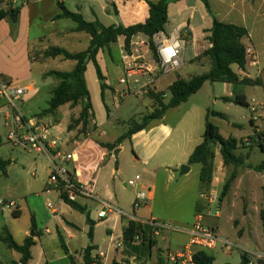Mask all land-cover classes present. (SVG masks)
<instances>
[{"label": "crops", "instance_id": "obj_1", "mask_svg": "<svg viewBox=\"0 0 264 264\" xmlns=\"http://www.w3.org/2000/svg\"><path fill=\"white\" fill-rule=\"evenodd\" d=\"M157 1L158 0H10L8 3L6 0H0V81L11 82L17 85L18 83H23L25 85L22 87L27 88V92H32L34 90V83H32L34 72H36L35 74L40 78L44 73L46 74L47 71L69 72L73 69L75 65L74 61L56 57L45 58L46 60L39 62L35 61L32 56L42 51L41 55L43 57V53L50 47L62 48L68 53H79L87 49L90 36L83 32H73L72 30L76 25L70 19L56 18V16L61 13L58 7L59 3L68 11L80 14L86 22L97 21L104 27L112 25L129 27L145 23L149 16L148 3H156ZM206 2L208 3V10L200 0H180L175 3H170L167 6V23L164 26V32L159 34L169 38L176 31H179L185 44H188V47L192 50V56L188 57L187 60L190 63L193 62L198 65L194 61L202 56V53L209 48L210 45L206 40L208 36L207 31L211 28L213 19H216L219 22L236 25L246 30L247 36L243 38L241 42L244 47L251 46L253 48L256 53V65L260 64L259 59L261 55H264V0H206ZM17 8L18 13L14 14L16 15V22L13 24L10 22L12 14L9 15L8 11L9 9L14 10ZM44 9L49 10L47 19H45L43 14ZM187 12H189V15L186 18L183 14ZM198 13L201 14L200 19L204 23L200 39L195 36V29L192 23V20ZM69 21L72 24H69ZM47 25H49V27H47ZM112 46L116 47L117 52V59L114 66V69L117 70L116 73L120 72L126 77V72H134V75L130 76V79L133 78L132 81L128 82V80L124 79L125 82L121 83L120 81L123 79L122 76H107L110 73L113 74L114 71L112 68L108 71V67L103 68L101 66L100 57L105 58V55H107L110 60L113 61V57L110 54ZM75 48H81V51H75ZM48 62L56 63V70H48L45 68L44 66ZM96 62L103 78L102 81L97 79L96 73L95 76L93 75V69L95 71V68L92 63L86 65L84 73L85 85L89 93V102L93 112V117L84 133L81 131V125H76L71 129L69 128L72 120L79 117L82 104H78L74 107L65 104L57 108L54 113H38L34 114L32 117L38 120L37 123L39 127L47 129L45 134L48 139L58 141L60 145L59 150L62 153L74 154V161L67 164V169L73 178L79 182H92L90 191L93 195L96 196L98 200L112 205L114 204L112 201L115 197L107 187L103 189L100 182L105 178L107 168L110 169L111 173L114 172L115 175L121 173L119 157L124 151V145L127 143L128 151H130L132 155V166L135 169L141 168L143 174V177L138 174L135 175L133 179H129L126 184L122 185L124 188L130 187L134 193L131 211L130 213H126L114 204V208L119 210L120 213L113 211L112 213H108L106 218L98 219L97 213L100 210V203L94 199L79 198L76 203L85 208L86 213L84 215H88L90 225L92 226V238H88L89 244L83 247L78 254L76 253L77 251L74 252V254H76L75 257L71 255L72 252L69 249V242L77 239L79 235L82 236L86 234L88 237L90 226L86 220L83 226H77L62 217L54 221L53 229L45 228V234L48 235V237H45L41 231L36 229L35 218L32 216L34 219V232L36 233V236L32 237L31 219L29 225L27 224L25 227L19 229L16 224L23 215V211L19 204L10 200L15 203L14 210H7L10 216H6L4 211H0V264H20L21 259L19 253L8 249L1 241L5 236V230L18 245H22L27 237L33 238L35 245L30 248V260L27 264H32L34 262L33 251L36 248L39 249L37 251V258L42 264H51L54 259H67L71 264L70 257L74 264H84L83 254L88 246H92V251L90 253L91 264H112V262L118 264H157L159 257L164 260L163 257L167 252L180 249L187 241L185 234L179 233L174 229L169 230L176 232V235L170 236L169 238H166V234L163 233L164 231L155 234L151 229L146 233L145 239L135 237L130 244H125L123 241V231L129 221H135L144 225L145 222L152 219L161 223L158 217L153 213L152 204L150 203L155 199L156 182L161 170L164 169L167 181L172 180L174 177L173 173L170 172L171 164L168 163V160H179V164H184L189 167V171L191 170L192 165L187 164L188 159L193 150L202 143L203 135L197 141L194 139V143L190 147V141L192 139L191 134L188 130L185 131L183 127H180L181 121L176 123L166 121L167 114L173 109H180L182 105L187 103L190 97L177 107L168 109L163 115H160L161 118L157 116L149 119L143 130L132 134L118 144L112 151H108L101 147L100 143L115 145L117 139L127 132L121 134L118 132L117 127L126 124L129 125L127 122L133 121L131 120L132 118L128 119V121L121 119L124 112L122 106L129 100L128 98L134 97L135 101L138 102L141 95L146 97L148 99L149 110H151L155 104L148 96V92H153L154 94L164 92L167 96L169 86L176 79L167 82L165 80L167 76L160 74L158 71H152L155 67L159 69V66L157 63H154L152 54L148 48V37L143 34H137L132 37L128 49L125 48L124 38H118L114 44L110 45L109 50H103L97 53ZM251 67L253 66H250V68ZM134 68H136V70ZM248 68L249 66H247L245 71H241L236 65L231 66L232 71L240 78L260 81L259 85L246 86L242 89L248 104V106L244 108L248 109L250 112L248 121L251 132H249L246 137H254L259 133L264 134V76H251ZM257 72L256 70L254 74H257ZM43 81L44 83L42 84H44L49 91L57 84L56 81L47 76ZM122 84L125 86L122 87ZM222 84H224V93L218 101L227 106H235V104L231 102L224 101L225 98H233L232 86L227 83ZM101 86H104L102 90ZM92 91L95 94L94 100L96 101L97 96L99 98L97 108L94 106V100H92L91 97ZM250 91H257V96H251ZM120 97L122 100H119ZM5 109V103L0 100V111ZM60 109H64V114L68 118L65 128L60 132L64 133L65 131L63 139L56 133L57 126L60 124L58 116ZM219 114H222L225 118H218L227 119L226 114ZM49 116H52L51 120H48ZM0 120L1 126L6 128L8 132L9 128L6 126L2 116H0ZM232 127L239 130L241 126L232 123ZM111 131L114 132L113 137L109 140L105 139L107 132ZM235 140L238 143L236 155H241L240 153H246L247 151L251 152L245 155L248 156L245 161L246 167H239L236 169V178L232 182L226 196L220 199L223 185L226 182L227 166L223 165L219 147L215 146L214 155L216 171H213V174L216 175L217 173L218 177L214 176L211 187H213L215 181L221 187L218 191L212 190L211 188L210 193L212 194L213 192V194L219 197L217 205L220 210L225 209V207L230 208L231 204L228 199L229 197H233V199L238 201L240 207L238 215H233L231 220L237 229V241L241 245V251L249 256L250 264H252L253 259L248 249V239L250 237L251 206L254 203L252 201L253 191L251 187H249V181L251 179L259 180V187L262 193H264V170L256 172L252 169V167L264 161V152H262L256 144L253 145L254 148H250L251 144H245L243 149H240V139ZM254 141L257 142L256 139ZM260 141L264 142V136H262ZM8 142L13 147H17L10 141ZM183 148H188V150L183 153ZM116 149L119 151L117 156H114L113 152ZM28 152L35 153L33 151ZM35 155L42 156L47 161V172L49 175L50 160L44 155L37 153H35ZM255 157H261L258 159V164L248 163L250 158L253 159ZM116 158L117 160H115ZM3 161H7L8 164L5 168V173L0 171L2 175L7 177V167L10 165L11 161ZM54 161L56 163L59 162L57 157L54 158ZM248 166H251V168ZM115 167L117 169L113 171ZM199 169L200 167L198 168V174ZM144 174L146 175L144 176ZM139 192H143L146 199L135 209L133 208V202L136 194ZM45 193L50 192L46 191ZM199 203L202 206L205 205L203 200H200ZM64 205L67 209L66 211L70 212V210H73L65 203ZM262 206L258 209L259 216L261 213H264V207ZM90 207L94 209L93 212L88 210ZM53 209L49 210L51 214L56 215L59 210L55 207H53ZM13 212H19V216L14 217L12 215ZM220 214L217 212V217ZM101 226L104 227L105 236L98 239L97 230ZM60 239L67 253L61 249ZM165 240L168 241L167 245L162 247L161 241L163 242ZM48 241L53 242L56 248L57 245L59 246V254L51 251L50 245L48 246ZM150 242L152 245H150ZM11 251H13V254H11ZM8 255L10 256L9 260H7ZM260 257L264 256L259 254L255 256L256 259ZM256 263L261 264L258 261H256Z\"/></svg>", "mask_w": 264, "mask_h": 264}, {"label": "rangeland", "instance_id": "obj_2", "mask_svg": "<svg viewBox=\"0 0 264 264\" xmlns=\"http://www.w3.org/2000/svg\"><path fill=\"white\" fill-rule=\"evenodd\" d=\"M43 14L45 19H47L49 10L44 9ZM188 15L189 12L183 14L186 18ZM200 15L201 14L198 13L192 20L195 29V36L198 39H200L202 28L204 27V23L201 21ZM69 24L72 23L70 22ZM47 27H49V25H47ZM188 46V44H184L183 66L174 72L166 74L165 76L167 77L165 80L167 82L177 79V77H182L183 79L188 80L193 76H199L209 71L210 61L207 57L200 56L194 61L199 66L193 62L190 63L187 60L188 57L192 56V50ZM74 50L81 51V48H75ZM41 54L42 51H39V53H35L32 56L35 61L43 62L46 59L42 57ZM110 54L113 57V61L110 60L107 55H105V58L100 57L101 66L103 68L108 67V71L112 68L115 72H113V74L110 73L107 76H122L123 79L128 80V82L132 81L133 78L130 79V77H125V75L120 72L116 73L117 70L114 69L117 59L115 46H112ZM259 63L260 64L256 66L248 68L251 76H264V55H261ZM44 67L48 70H56V63L48 62ZM134 69L136 70V68ZM256 70L258 72L257 74H254ZM35 73L36 72H34L33 76L34 82L32 81V83H34V90L32 92H25L21 96L20 100V110L27 118L45 110L50 97L49 89L42 84L44 83L43 80L46 79V74L44 73L43 76L39 78V76ZM93 75L95 76L94 69ZM18 85L22 87L25 84L18 83ZM121 86L123 87L125 85L122 84ZM223 93L224 84H211L207 82L197 93L190 96L187 103L182 105L180 109L171 110L166 116V121L170 123L181 121L180 127H183L185 131L188 130L191 134V147L194 143V139L197 141L203 135L206 113L208 111L224 113L226 114L227 119H220L212 115L208 118L209 121L218 128L219 134L223 138L232 136L237 140L240 139V149H243L245 144H251L250 148H254L253 145L256 144L252 139L254 137H246L248 133L251 132L248 121L250 115L249 110L236 105L227 106L218 101V99L223 96ZM257 94V91H250L251 96L255 97ZM94 96L95 94L92 91V100H94ZM169 98L170 95L167 94L163 102L167 103ZM128 99L129 100H127L122 106L124 112L121 119L124 121H128V119L132 118L131 120H133L136 124H141L143 123L144 118L152 117L157 109V105L154 103L155 106L153 109L149 110L148 99L142 95L140 96V100L138 102L135 101L134 97H129ZM119 100H122V98L120 97ZM98 102L99 98L97 96L96 101H93L96 108ZM58 116L60 124L57 126L56 133L63 139L65 131L64 133L60 132H62L65 128L68 118L64 114V109L59 110ZM51 118L52 116H49L48 120H51ZM127 123L130 122L128 121ZM232 123L239 124L241 126L240 129L237 130L235 127H232ZM128 128L129 125L127 124L117 127L118 132L121 134L125 133ZM113 133V131L107 132L105 139H111L113 137ZM6 135L7 129L1 126L0 120V159L11 161L10 165L7 167V177L2 175V172L0 171V200L5 202L12 200L20 205L23 215L19 221H17V227L21 229L27 224L29 225L32 216L35 218L36 229L41 231L45 237H48V235L45 234V228L53 229L54 221L59 220L62 217L77 226H83L85 224L86 216L74 210H70V212L66 211L67 209L60 199L58 192L52 188L48 190L46 187V179L48 175L47 161L42 156H37L35 153L28 152V150H24L21 147H13L6 140ZM187 150L188 148H183L182 151L185 153ZM213 152L215 153V148L213 149ZM248 153L250 154L251 152L247 151L246 153L243 152L240 154L245 156ZM131 157L132 155L130 151H128V145L126 143L124 145V151L119 157L121 173L119 175H115L114 172L111 173L110 169L107 168L106 176L100 182L102 188L104 189L107 187V189L115 197L112 203L126 213H130L131 211L134 193L130 187L124 188L122 185L126 184L129 179H133L137 174L143 177L141 168L135 169L132 166ZM259 158L261 157H255L253 159L250 158L248 163L250 162L251 164L256 165L259 163ZM115 160H117V158ZM178 161L168 160V163L171 164L170 172H172L174 176L172 180H166V173H164V169H162L161 173L158 175L155 199L150 203L152 204L153 213L156 217H158L162 225L168 228L189 227L193 223L195 216L201 215L204 226L212 227L215 229V232L218 234L220 239L231 244L229 251H226L220 243L216 245L215 249L210 251V254L214 257L213 264H239L240 254L242 253L241 245L237 241V229L231 220L233 215H238L240 209L238 201L233 199V197H229L228 199L231 204L230 208L225 207V209H222L223 211L220 210L217 205L219 197L213 194V192L211 194L210 190L212 188V190L218 191L221 186L216 183V181L213 187L210 186L206 188V186L201 185L198 180L199 167L197 165H192L191 170L187 174L180 175V167L184 164H179ZM213 167L214 171H216L215 155L213 159ZM116 169L117 168L115 167L113 171ZM233 170L234 167L232 165L226 167V180L229 178ZM145 175L146 174H144V176ZM214 176L218 177V174L216 173V175H212V181ZM259 185V180L251 179L249 181V187H251V190L253 191L252 201L254 203L251 206L250 237L248 239V249L251 253V258L253 259L252 264H257L256 261L264 264V257H260L259 259L255 258L258 254L264 256V232H262L258 212V209L264 205V193H262ZM46 191L50 193H45ZM200 200L205 202L204 206L200 205ZM48 202L59 210L56 215L51 214L50 210L46 207ZM88 210L93 212L94 209L90 207ZM7 212V210H4L6 216H10ZM217 212L219 214L221 212L218 217ZM163 231L162 232L166 234V238L176 235V232L169 229H164ZM103 236H105V232L104 227L101 226L97 230V238L100 239ZM167 242V240L163 242L161 241V246L165 247ZM88 244L89 240L87 235H79L77 239L69 242V249L72 252L71 255L76 257L74 252L77 251L76 253L78 254L81 249L86 247ZM49 245L52 252L59 254L60 248L58 245L56 248V245H54L53 242L48 241V246ZM38 250L39 249L36 248L33 251L34 262L32 264H42V262L37 258ZM11 254H13V251H11ZM7 257V260H9L10 256L8 255ZM51 264L70 263L67 259H54Z\"/></svg>", "mask_w": 264, "mask_h": 264}, {"label": "trees", "instance_id": "obj_3", "mask_svg": "<svg viewBox=\"0 0 264 264\" xmlns=\"http://www.w3.org/2000/svg\"><path fill=\"white\" fill-rule=\"evenodd\" d=\"M8 3L10 0H6ZM180 0H158L156 3L149 2V16L145 23L136 24L129 27L122 26H108L104 27L99 22H86L82 16L78 13L68 11L61 3L58 7L61 13L56 18H67L75 23L76 27L73 32H83L90 36V41L87 49L79 53H68L66 50L58 47H50L44 53V58H56L61 57L64 60L74 61L75 65L69 72L49 71L46 73L47 77L53 78L57 84L49 91V100L47 107L43 110L42 114H51L56 111L62 105L69 104L74 107L78 104H82V110L79 117L72 120L69 128L76 125H81V131L84 133L89 125L91 118L93 117L92 107L89 102V93L87 91L84 73L86 65L92 63L95 68L97 79L102 81V75L99 66L96 62V55L99 51L109 50L110 45L114 44L118 38H124L125 48L128 49L132 37L137 34H143L148 37V48L152 54V58L155 63H159L158 56L156 54V48L153 43V36L157 33L164 32V26L167 23V6L170 3H175ZM205 8L208 10V3L206 0H200ZM9 15L18 13V8L8 11ZM208 36L206 40L210 45L203 53V57H207L210 61V70L202 75L192 77L189 80H184L181 77L177 79L169 86L168 94L170 98L167 103L163 100L166 93L148 92V96L157 105V109L152 117L144 118L143 123L136 124L134 121L129 123V128L125 134L117 139L115 145L101 144L100 146L112 151L118 144L124 139L130 137L132 134L143 130L149 119L163 115L168 109L177 107L179 104L187 101V99L195 94L205 82L210 83H227L232 86L233 98H225L224 101L231 102L241 107H247L246 98L242 92V89L246 86H256L260 84L259 80H250L248 78H240L231 69L232 65H236L241 71L246 69L245 60V47L242 44V39L247 36V32L244 28L222 23L213 19L211 28L207 31ZM104 86H101V90ZM217 116L225 118L222 114L207 112L205 119V129L203 134V141L198 145L190 155L187 164L198 165L200 167L198 179L201 185L206 188L211 186L212 175L214 171L213 159L215 146L219 147V153L222 158L224 166L232 165L234 167L233 172L223 185L220 199L226 196L230 186L237 175V168L246 167L245 161L248 156L236 155L238 143L233 138H223L218 131V128L209 121V116ZM264 134H256L253 140L256 139V145L264 152V142L260 141ZM8 162L0 160V170L5 173V168ZM251 168V166H248ZM256 172L264 170V161L259 165L252 167ZM63 203L68 205L73 210L85 214V208L80 206L76 202L67 200L61 196ZM19 212H13L14 217H18ZM261 227L264 232V213H261ZM86 221L89 224L88 238H92V226L90 225L88 215H86ZM34 219L31 217V233L32 237L36 236L34 232ZM151 230L149 226L142 225L135 221H129L126 228L123 231V241L125 244H130L135 237H141L145 239L146 233ZM32 237H27L22 245H18L12 237L6 232L1 241L7 246L8 249L13 250L21 255L20 264H27L30 260V248L35 245ZM150 245L152 243L150 242ZM61 249L67 253V250L60 239ZM92 246H88L84 250L83 260L84 264H91L90 253ZM71 264L73 263L70 257ZM194 264H213L214 257L209 251H200L194 255ZM112 264H118L112 262ZM157 264H163V260L159 257ZM239 264H250L249 256L243 252L240 254Z\"/></svg>", "mask_w": 264, "mask_h": 264}, {"label": "built area", "instance_id": "obj_4", "mask_svg": "<svg viewBox=\"0 0 264 264\" xmlns=\"http://www.w3.org/2000/svg\"><path fill=\"white\" fill-rule=\"evenodd\" d=\"M156 48V54L159 59V69L154 68L152 71H158L162 75L174 72L183 64L184 44L185 41L176 31L169 38L162 34H155L152 38ZM245 60L247 66H256V53L251 46H246ZM134 75V72H126V77ZM125 82L124 79L120 81ZM28 89L20 87L11 82L0 81V100L5 103V110L0 111L6 126L7 140L14 146L22 149L33 151L37 154L46 156L50 160V172L46 179V187L58 192L59 197H65L67 200L76 202L79 198L94 199L100 203V210L97 213L98 219H104L108 213L116 210L110 203L100 201L90 191L92 182H79L69 173L67 164L74 161L73 153H62L57 140L48 139L46 136L47 129L38 126V120L34 117L26 118L20 110L21 96ZM57 157L58 163L54 161ZM146 196L143 192L136 194L133 208H138ZM62 200V199H61ZM47 208L53 209L51 203H47ZM14 210L15 203L12 201L0 200V211ZM54 210V209H53ZM144 225L149 226L155 234L162 232L164 229H174L175 231L185 234L186 243L178 250L167 252L164 255V264H194V255L200 251H212L220 243L226 251L230 250L231 244L219 238L215 229L204 226L201 215H196L193 223L187 228H168L162 223L155 220H148ZM102 255V254H100Z\"/></svg>", "mask_w": 264, "mask_h": 264}, {"label": "water", "instance_id": "obj_5", "mask_svg": "<svg viewBox=\"0 0 264 264\" xmlns=\"http://www.w3.org/2000/svg\"><path fill=\"white\" fill-rule=\"evenodd\" d=\"M10 22L11 23H15L16 22V15H11V17H10ZM158 118H161V116H158ZM118 149H116L114 152H113V155L114 156H117V154H118ZM189 172V167L188 166H186V165H182L181 167H180V175H185V174H187Z\"/></svg>", "mask_w": 264, "mask_h": 264}]
</instances>
